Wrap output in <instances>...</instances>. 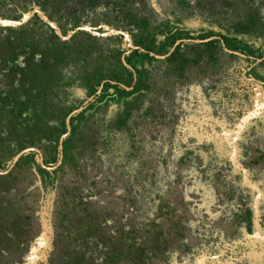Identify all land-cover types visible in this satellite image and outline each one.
Returning <instances> with one entry per match:
<instances>
[{
	"label": "rangeland",
	"instance_id": "obj_1",
	"mask_svg": "<svg viewBox=\"0 0 264 264\" xmlns=\"http://www.w3.org/2000/svg\"><path fill=\"white\" fill-rule=\"evenodd\" d=\"M25 148L0 264H264V0H0Z\"/></svg>",
	"mask_w": 264,
	"mask_h": 264
},
{
	"label": "water",
	"instance_id": "obj_2",
	"mask_svg": "<svg viewBox=\"0 0 264 264\" xmlns=\"http://www.w3.org/2000/svg\"><path fill=\"white\" fill-rule=\"evenodd\" d=\"M227 52H228V50L227 49H225ZM90 99V98H89ZM88 99V100H89ZM87 101H85L84 103H86ZM80 108H77V109H75V110H73L72 111V113H74V112H76V111H78ZM71 113V114H72ZM71 114H69L68 115V117H67V121L69 120V118H70V115ZM63 137V136H62ZM62 137L60 138V147H62ZM30 150H33L32 148H25V149H22L21 151H19L15 156H14V159H13V162H12V164H11V166L8 168V170H6V171H4V172H0L1 174H6V173H8L11 169H12V167L14 166V164L19 160V158L23 155V154H25L26 152H28V151H30ZM59 163H60V161H59ZM40 164H41V166L43 167V168H45V169H47V170H49L50 168L49 167H46V166H44V164L42 163V159H40Z\"/></svg>",
	"mask_w": 264,
	"mask_h": 264
}]
</instances>
